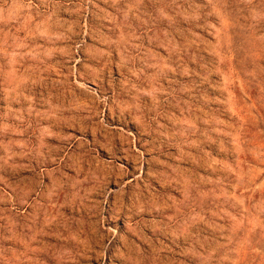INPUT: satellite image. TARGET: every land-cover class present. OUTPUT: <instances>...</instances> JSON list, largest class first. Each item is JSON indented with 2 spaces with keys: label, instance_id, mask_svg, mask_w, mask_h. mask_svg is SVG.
Segmentation results:
<instances>
[{
  "label": "rangeland",
  "instance_id": "obj_1",
  "mask_svg": "<svg viewBox=\"0 0 264 264\" xmlns=\"http://www.w3.org/2000/svg\"><path fill=\"white\" fill-rule=\"evenodd\" d=\"M0 264H264V0H0Z\"/></svg>",
  "mask_w": 264,
  "mask_h": 264
}]
</instances>
